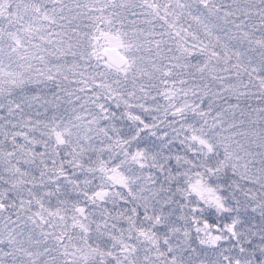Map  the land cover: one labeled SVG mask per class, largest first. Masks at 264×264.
<instances>
[{"label":"snow or ice","instance_id":"1","mask_svg":"<svg viewBox=\"0 0 264 264\" xmlns=\"http://www.w3.org/2000/svg\"><path fill=\"white\" fill-rule=\"evenodd\" d=\"M0 264H264V0H0Z\"/></svg>","mask_w":264,"mask_h":264},{"label":"trees","instance_id":"2","mask_svg":"<svg viewBox=\"0 0 264 264\" xmlns=\"http://www.w3.org/2000/svg\"><path fill=\"white\" fill-rule=\"evenodd\" d=\"M42 111V110H41Z\"/></svg>","mask_w":264,"mask_h":264}]
</instances>
